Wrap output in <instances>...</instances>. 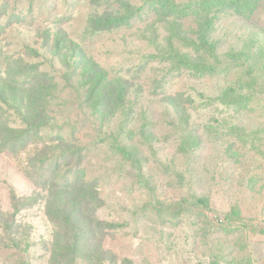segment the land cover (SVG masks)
Segmentation results:
<instances>
[{"label": "rangeland", "instance_id": "1", "mask_svg": "<svg viewBox=\"0 0 264 264\" xmlns=\"http://www.w3.org/2000/svg\"><path fill=\"white\" fill-rule=\"evenodd\" d=\"M124 2L135 11L128 24L91 26L97 14H124ZM2 5L0 73L12 56L40 63L54 80L46 101L55 130H43L18 152L0 150V211H13L12 193L25 197L18 219L31 244L27 250L25 244L0 246V264H50L58 226L46 212L42 178L51 170L36 162L59 133L82 146L77 167L104 201L96 217L116 225L99 236L123 264H264V0L217 15L212 38L232 67L204 76L170 70L156 58L167 32L151 0H0ZM9 14L16 16L7 24ZM183 23L195 27V16ZM59 39L66 52L82 50L109 77L131 84L126 107L110 121L92 112L75 81L65 82V65L55 53ZM229 87L243 100L208 103ZM174 94L194 100L186 103L183 123L178 117L184 111L168 101ZM6 119L17 121L12 112ZM232 125L243 132L232 134ZM113 135L129 146L131 158L116 149Z\"/></svg>", "mask_w": 264, "mask_h": 264}, {"label": "trees", "instance_id": "2", "mask_svg": "<svg viewBox=\"0 0 264 264\" xmlns=\"http://www.w3.org/2000/svg\"><path fill=\"white\" fill-rule=\"evenodd\" d=\"M255 1L195 0L184 3L178 0H151L167 32L166 45H162L161 53L155 55L156 58L169 64L170 70L187 69L197 76L232 67V63L223 62L217 53V43L212 38L214 20L221 12H240L242 8H251ZM124 6L125 13L122 15L102 13L93 16L91 26L95 30H107L128 24L135 11L129 2H124ZM0 8L3 9L4 5ZM1 12L0 15L5 14V11ZM189 15L195 16V27L187 28L184 25L183 20ZM12 16L16 15L9 14L7 24ZM56 48L55 53L65 65L62 77L68 84L75 81L76 89L81 91L93 113L103 121H110L126 107L131 86L126 79L109 77L96 62L87 61L82 50L66 52L61 39L56 41ZM234 56L231 54V57ZM6 64V69L0 73V150L9 148L18 152L43 130H55L53 119L47 113L46 101L49 83H54V80L40 68L39 62L26 60L22 56H12ZM240 100H243V96L235 88L229 87L222 94L209 97L208 103L235 105ZM168 101L184 111L178 118L185 122L188 117L186 103L194 100L174 94L169 95ZM10 112L17 119L15 124H10L6 119ZM230 128L232 134L243 132L238 125ZM114 143L124 157L131 158V149L119 135L114 136ZM67 157H77L78 161L71 164L65 160ZM37 163L44 170H51L50 175L42 178L46 212L58 226L50 251V264H123L115 253L103 246L104 234L99 236L102 230L116 225L96 217V211L104 201L96 183L89 181L83 170L77 167L82 163V146L71 144L65 135L59 133L43 146V154ZM11 199L13 211H0V231L4 235H0V246L21 248L25 244L27 250L31 244L28 238L22 237V225L18 219L19 203L25 197L14 192ZM198 201L207 204L203 198H198ZM6 216L8 219L5 222L3 218ZM129 264H133L132 261Z\"/></svg>", "mask_w": 264, "mask_h": 264}]
</instances>
